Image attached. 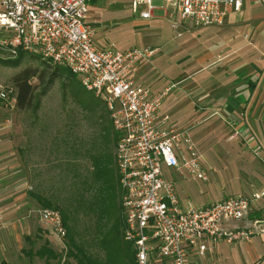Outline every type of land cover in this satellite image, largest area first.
Wrapping results in <instances>:
<instances>
[{"label": "built area", "instance_id": "built-area-1", "mask_svg": "<svg viewBox=\"0 0 264 264\" xmlns=\"http://www.w3.org/2000/svg\"><path fill=\"white\" fill-rule=\"evenodd\" d=\"M90 0H0V51L16 57L20 51L53 65L66 66L81 84L104 99L118 133L116 164L123 192L125 237L133 243L137 264H199L198 254L220 242L250 241L257 231L249 220L263 191L236 194L195 206L182 201L174 174L185 169L199 179L206 173L200 156L186 158V131L172 123L164 100L175 86L155 92L138 76L151 63L156 48L96 44V27L86 21ZM132 0L141 19L163 10L177 36L185 30L223 25L230 12H241L245 0ZM264 1V0H260ZM0 100L17 105V90L0 83ZM169 167V175L164 168ZM66 236L61 212L40 209Z\"/></svg>", "mask_w": 264, "mask_h": 264}, {"label": "rangeland", "instance_id": "rangeland-1", "mask_svg": "<svg viewBox=\"0 0 264 264\" xmlns=\"http://www.w3.org/2000/svg\"><path fill=\"white\" fill-rule=\"evenodd\" d=\"M154 4L160 6L164 2L154 0ZM87 9L86 21L96 27L98 46L158 49L151 58L158 81L175 85L164 106L172 123L185 130L189 138L182 153L190 158L196 152L206 173L205 179L196 178L185 169L172 175L180 199L202 206L230 195L263 191L264 182L255 180L264 177V165L258 163L248 144L251 135L237 129L229 115L215 114L217 110H211L213 107L206 103L203 87L212 82L208 72L192 74L198 67L192 63L195 57H191V52L200 54L202 46L194 42L189 48L187 41L189 33L198 35L201 28L190 29L179 37L163 10H156L151 19H141L133 13L132 0H90ZM210 30L214 28H208L196 41L206 38ZM12 58L0 53V83L16 90L13 77L22 69L30 66L45 70L48 79L56 68L37 57L26 58L15 67L3 63ZM66 81L65 76H60L47 86L34 78L36 100L30 109L21 110L17 105L13 108L0 100V264H45L44 259L30 258L26 251L38 249L46 240L56 251L66 250L65 236L41 217L43 207L31 194L50 195L62 190L59 141L65 124L71 118H79L80 132L88 130L82 107L72 89L65 86ZM74 83L83 87L78 77ZM164 170L169 175L171 169ZM261 202L264 197L253 205L252 212L258 211Z\"/></svg>", "mask_w": 264, "mask_h": 264}, {"label": "trees", "instance_id": "trees-1", "mask_svg": "<svg viewBox=\"0 0 264 264\" xmlns=\"http://www.w3.org/2000/svg\"><path fill=\"white\" fill-rule=\"evenodd\" d=\"M34 57L40 58L20 51L3 63L15 67ZM40 59L46 65L51 64ZM60 76L68 80L65 86L72 89L73 97L82 107V119L87 121L88 130L80 132L79 118H71L65 124L59 141L62 190L50 195L31 194L43 208L61 212L66 250L60 253L46 240L38 249L30 248L26 253L30 258L44 259L45 264H137L134 245L125 237L123 192L116 164L118 133L104 99L76 85V75L64 65H56L48 79L45 70L28 66L13 77L17 106L23 110L34 105V78L49 86Z\"/></svg>", "mask_w": 264, "mask_h": 264}, {"label": "crops", "instance_id": "crops-1", "mask_svg": "<svg viewBox=\"0 0 264 264\" xmlns=\"http://www.w3.org/2000/svg\"><path fill=\"white\" fill-rule=\"evenodd\" d=\"M212 27L206 38L196 41ZM187 42L189 48L194 42L202 46L200 54L191 52L192 63L198 67L192 74L208 72L212 80L203 87L204 100L211 110H217L215 114L229 115L237 129L251 135L248 144L264 165V1L245 0L241 12H230L223 25L201 27L198 35L189 33ZM137 73L155 92L169 85L158 81L152 63L141 65ZM255 181L264 182V177ZM251 214L248 221L240 222L242 226L256 222L257 231L250 241H222L213 251L198 254L199 264H264V202Z\"/></svg>", "mask_w": 264, "mask_h": 264}]
</instances>
